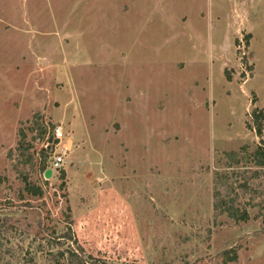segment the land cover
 Returning a JSON list of instances; mask_svg holds the SVG:
<instances>
[{
	"label": "rangeland",
	"instance_id": "rangeland-1",
	"mask_svg": "<svg viewBox=\"0 0 264 264\" xmlns=\"http://www.w3.org/2000/svg\"><path fill=\"white\" fill-rule=\"evenodd\" d=\"M255 109L264 0H0V264H52L68 225L105 264H264Z\"/></svg>",
	"mask_w": 264,
	"mask_h": 264
},
{
	"label": "trees",
	"instance_id": "trees-1",
	"mask_svg": "<svg viewBox=\"0 0 264 264\" xmlns=\"http://www.w3.org/2000/svg\"><path fill=\"white\" fill-rule=\"evenodd\" d=\"M252 118L255 122V131L258 137H261L262 133V125L264 123V113L261 110H253ZM233 155V154H230ZM228 155V156H230ZM250 156V159L247 157ZM245 162H251L255 167L264 168V148L262 144L256 148V150L252 153V155H245L243 158ZM253 175H256L257 172H252ZM221 177L215 178L213 185V211L217 214H225L228 218L232 219L235 223L246 222L249 220V214L246 209L239 210L235 207L236 195L233 198H230L232 194H234L235 189H233V185H229L225 182V180H221ZM247 187L246 184L240 183L237 188L239 191H243V189ZM36 196H40L41 192L37 190V192L33 193ZM67 231L69 234L68 238L65 236L59 237L64 240L63 245L55 244V248H51L49 252H47L50 256L55 259L52 260V264H105L104 262H100L98 259L93 258L92 256H85L81 250L75 248L76 244L73 239L70 229V225L67 226ZM55 249V250H54ZM42 252V250H39ZM34 258H30V262H33Z\"/></svg>",
	"mask_w": 264,
	"mask_h": 264
},
{
	"label": "built area",
	"instance_id": "built-area-1",
	"mask_svg": "<svg viewBox=\"0 0 264 264\" xmlns=\"http://www.w3.org/2000/svg\"><path fill=\"white\" fill-rule=\"evenodd\" d=\"M52 143L50 145L49 140L46 141V144L44 146V149L46 150L48 147H52V153L50 157V164H51V170H60L63 168L65 163V156L66 153L69 151L66 146H64V141L66 140L64 138V133L61 128V126L56 127L52 131ZM60 147V149L57 151V149Z\"/></svg>",
	"mask_w": 264,
	"mask_h": 264
},
{
	"label": "water",
	"instance_id": "water-1",
	"mask_svg": "<svg viewBox=\"0 0 264 264\" xmlns=\"http://www.w3.org/2000/svg\"><path fill=\"white\" fill-rule=\"evenodd\" d=\"M51 175H52L51 170H46L44 177H45L46 179H48V178L51 177Z\"/></svg>",
	"mask_w": 264,
	"mask_h": 264
}]
</instances>
